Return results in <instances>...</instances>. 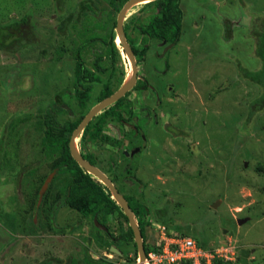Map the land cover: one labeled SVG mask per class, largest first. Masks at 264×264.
<instances>
[{"label": "rangeland", "instance_id": "374dc122", "mask_svg": "<svg viewBox=\"0 0 264 264\" xmlns=\"http://www.w3.org/2000/svg\"><path fill=\"white\" fill-rule=\"evenodd\" d=\"M80 1L63 0V13L72 12ZM92 1L105 14L113 10L111 0ZM145 5L131 8L124 20V28L129 25L128 42L138 48L149 44L135 87L144 82L147 86L134 89L128 97L135 119L105 127L119 146L100 141L88 144V150L96 166L111 179L116 176L114 185L123 195L134 194L152 209L150 236L157 239V209L167 207L173 227L181 234L214 247L230 242L238 259L248 250L247 264H264V108L256 100L262 87L239 72L240 67L262 68L254 34L262 28L264 0H181L183 34L176 45L150 41L141 33L139 25H147L157 12ZM59 8L56 0H0V25L28 18L40 27L36 39L42 46L33 50L34 57L23 60L0 51V264H69L81 261L86 249L103 264H137L139 253L133 243L124 245L123 252L117 249L118 253L98 242V232L110 240L107 227L118 236L120 225H129L118 214L109 217L103 230L96 218L60 207L53 222L68 232L60 235L49 230L47 216L29 211L33 181L69 163L68 152L55 145L59 141L47 127L44 112L52 111L60 121L86 116L100 103L110 74L98 72L102 82L93 84L91 100L79 107L73 62H53L44 56L38 61L36 55L45 47L49 57L56 47L62 52L69 48L68 29L59 31ZM100 19L88 18L73 35L81 42L90 38L85 35L92 36L95 25L109 20L107 15ZM99 40L81 52L86 67L95 71L98 63L109 70L114 64L117 74L131 76L130 59L117 36L119 54L114 58ZM29 115L31 119L20 122L19 128L31 134L19 142L24 150L18 154V167L13 164L9 169L1 164V149L9 144L7 136L15 121ZM34 132H41L36 141L44 145V154L33 142ZM76 146L81 154L80 143ZM13 238L17 240L7 247ZM238 259L234 264H239Z\"/></svg>", "mask_w": 264, "mask_h": 264}, {"label": "trees", "instance_id": "16d2710c", "mask_svg": "<svg viewBox=\"0 0 264 264\" xmlns=\"http://www.w3.org/2000/svg\"><path fill=\"white\" fill-rule=\"evenodd\" d=\"M59 4L60 12V26L59 31L66 32L68 29V38L70 39V45L66 52L58 51V47L54 49L52 57H49L48 49L45 47L39 56L36 55L38 61H41L44 58H51L53 62L56 61H65L70 60L73 62V83L75 89V99L79 107H85L91 100V92L93 89V84L102 82V77L98 72L107 73L110 72L107 82L104 84V87L100 93L98 100L101 102L110 96H112L124 83L126 79V74H117L114 69V64L111 69H104L99 64H96V70L92 71L86 67L85 61L81 56L83 48L88 45L96 42L101 38L103 44L109 46V50L114 58L115 55L119 54V50L116 46V25H117V16L122 7L129 0H111L110 5L112 6V11L110 14H105V11L97 8L95 1L92 0H81L78 6L73 9L69 14L63 13V0H56ZM145 7H154L157 11V14L152 15L149 23L147 25H139V29L142 34L148 36V39L152 40H163L169 43H178L181 40L183 34V20L184 12L181 8V0H157L154 2H149ZM103 13V16H102ZM101 17H98L100 16ZM108 16L109 20L101 24L98 27V24L95 25L92 29V36L86 34V40H79L74 29H77L80 25H85L88 18H102ZM101 20V19H100ZM103 20V19H102ZM29 24L31 26H29ZM26 27V29L23 28ZM129 25L126 26L125 30L127 32ZM261 29L256 32L255 38L257 40V50L256 55L262 61V68L259 71H249L243 67H240V73L245 79H249L256 85L262 87V91L259 97H257V102L262 104L264 108V20L261 22ZM39 29L37 23L29 22V19L26 18L22 22H16L14 25L2 26L0 25V51L8 55L19 56V60H23L25 56H33L35 48H42L38 45ZM94 31V33H93ZM66 33V34H67ZM65 34V33H64ZM62 34V37H66V34ZM25 35L28 36V41H25ZM77 38V41H76ZM85 38V37H84ZM76 41V43H75ZM40 43V42H39ZM79 43L78 47L75 45ZM130 44L134 50L136 56H138L139 64H143L145 53L147 51L146 47L142 49L133 45V41L130 40ZM45 45V44H44ZM46 46V45H45ZM33 53V54H32ZM140 86L135 87L134 89H139ZM141 88V87H140ZM133 89V90H134ZM132 90V91H133ZM131 92L127 93L125 97L117 101L114 105L110 106L105 111L99 113L93 118L89 125L85 128L81 135V153L83 158L90 162L93 165H96L97 162L93 158V153L88 150V144H94L95 142H106L112 146H119L120 141L111 139L105 133V127L108 124H123L130 122L134 119L133 110L131 108V102L129 101V95ZM253 114L250 113V116ZM126 116V117H125ZM31 115L25 116L23 119L20 117V120L15 121L13 127L11 128L10 134L7 136L9 143L16 142L17 146L19 145L20 140H25L26 137L31 134L25 132V129L22 127L19 128V124L29 121ZM48 121H51V124H57V132L53 128L52 136L57 137L58 143L55 142V145L60 148H63L69 154V163L57 166L56 176L53 178L52 183L45 191L43 200H41L40 206V191L44 182H46L48 175L40 176L37 182H34L33 190L34 195H31L32 202L29 208V211L33 216L38 213L47 216L49 223L47 227L54 232L55 234L66 235L68 232L66 228L56 227L52 222V217H54L60 207L67 206L78 213H80L85 218L97 219L98 227L101 225L103 230L107 226V221L111 215L118 214L125 223L129 224L128 218L123 213L120 206L113 199L111 192L106 186L100 183L97 179L93 178L89 173H87L72 157L70 149V140L74 131L81 124L85 116L75 117V119L64 120L62 123H58L57 116L50 115L47 117ZM10 125V124H9ZM35 133V132H34ZM57 135V136H54ZM2 144L5 143L3 140ZM36 143V136L33 140ZM41 142V138L39 140ZM40 145V150L44 154L45 149L44 145ZM16 146V147H17ZM2 148V145H1ZM1 155L4 154V149H1ZM3 153V154H2ZM5 156V155H4ZM6 162L7 155H6ZM2 164V163H1ZM58 182V183H57ZM113 183L116 182L115 178L112 180ZM126 200L129 203V206L133 213L136 216L138 221L143 239L146 254L151 252H157L160 250L161 246L157 241L158 239L150 236L149 229L152 226L148 218L152 217V209L148 207L145 201L139 200L135 197L134 194L124 195ZM14 212V211H13ZM15 213V212H14ZM0 213V224H3V218ZM16 216V214H15ZM157 221L159 224L166 226L167 228H172L177 230L173 226L175 225L174 218L169 214V209L167 207L162 211L156 212ZM18 221V218H17ZM15 228H19L18 224H15ZM110 231V228L107 227ZM106 228L105 233L109 236L110 240L105 239L101 232H98V242L101 246L106 247H115L123 252L122 247L127 244H134L135 250L137 252V245L134 239V233L132 228L127 225L124 227V223L120 225L119 235H113ZM175 231L176 233H178ZM180 233V232H179ZM181 234V233H180ZM183 236H189L185 233H182ZM190 237V236H189ZM17 238H13L11 242L7 244V247L15 243ZM200 246L204 249H212L213 246L207 244L204 241L195 239ZM241 258L238 259L239 264H241ZM104 260H96L90 254L89 250L86 249V254L82 260H71L69 264H103ZM222 264H233V263H222Z\"/></svg>", "mask_w": 264, "mask_h": 264}, {"label": "water", "instance_id": "95a60500", "mask_svg": "<svg viewBox=\"0 0 264 264\" xmlns=\"http://www.w3.org/2000/svg\"><path fill=\"white\" fill-rule=\"evenodd\" d=\"M144 1L147 4L149 2H154L157 0H129L125 4L123 9L120 11L117 17V25H116L115 32H116L117 38L120 40V43L123 46V49L125 50L126 54L128 55L130 59L131 73H132L131 78L128 75L123 85L112 96L101 101L98 105H96L94 108L90 110V112L85 116V118L83 119L81 124L78 126V128L74 131L72 135L71 143H70L71 154H72V157L75 159V161L93 178L97 179L100 183H102L104 186L108 188V190L111 192L113 196V199L117 202V204L120 206L125 216L128 218L129 226L133 230L135 243L137 245V250L139 253V261L137 264H146L147 254L145 251L144 239H143L138 221L136 219V216L131 210L126 198L118 191V189L116 188L114 183L110 180V178L102 170H100L99 168H97L96 166L88 162L87 160H85L83 156L77 151L76 141L95 116H97L99 113L104 111L106 108H109L110 106L114 105L117 101L125 97L126 94L131 92L136 86V83L138 80V67H137V62H136L134 52L126 37L125 28H124V20H125V16L127 12L131 8H133L134 6L138 4L143 3ZM54 176H55V172L49 175V177L47 178L42 188V191H41V198H40V203L38 206H40L42 195L48 188ZM239 223L241 224L240 221ZM112 250L119 253V251L116 248H112ZM249 254H250V251L248 250L242 251V263L243 264H247L246 258L249 256Z\"/></svg>", "mask_w": 264, "mask_h": 264}, {"label": "built area", "instance_id": "2783aa9c", "mask_svg": "<svg viewBox=\"0 0 264 264\" xmlns=\"http://www.w3.org/2000/svg\"><path fill=\"white\" fill-rule=\"evenodd\" d=\"M157 239L161 248L147 255L146 264H222L237 259V251L230 242L204 249L194 238L170 231L162 224L157 229Z\"/></svg>", "mask_w": 264, "mask_h": 264}, {"label": "flooded vegetation", "instance_id": "af4514ba", "mask_svg": "<svg viewBox=\"0 0 264 264\" xmlns=\"http://www.w3.org/2000/svg\"><path fill=\"white\" fill-rule=\"evenodd\" d=\"M125 6V5H124ZM123 6V7H124ZM123 7H122V9H123ZM121 9V10H122ZM120 10V11H121ZM120 13V12H119ZM118 13V14H119ZM156 14H157V12H156ZM118 17V16H117ZM125 33H127L126 32V30H125ZM126 37H127V34H126ZM147 38H148V36H147ZM127 40H129L128 39V37H127ZM150 41L152 40V39H149ZM157 40H159V39H157ZM161 41V40H160ZM162 42L163 43H169V42H166V41H163L162 40ZM179 43V42H178ZM178 43H169V44H172V45H176V44H178ZM129 44H130V41H129ZM131 45V44H130ZM135 46V45H134ZM132 47V46H131ZM137 47V46H136ZM143 47H146L147 48V51L149 50V44L148 43H146V44H143ZM142 47V48H143ZM142 48H140V49H142ZM132 50H133V48H132ZM147 51H146V53H145V56H143V57H146V54H147ZM133 52H134V50H133ZM134 55H135V53H134ZM135 58H136V62H137V67H138V70H139V67L141 66V65H143V64H139V62H138V60H139V58H138V56H136L135 55ZM144 63V62H143ZM139 76V75H138ZM147 86V83L146 82H144V85H140V87H141V89L142 88H145ZM140 87H139V89H140ZM130 101V100H129ZM77 102V101H76ZM131 102V101H130ZM131 108H132V106H131ZM133 110V109H132ZM37 114H39V113H37ZM45 114V115H44ZM44 121L47 123V127H50L49 128V130L51 129V131L53 132V128L54 127H58L57 126V124H51V121H48V116H50V115H55V116H57L56 114H54L52 111H50V110H47L46 112H44ZM39 115H42V113H40ZM38 115V116H39ZM134 115V114H133ZM135 116V115H134ZM57 118H58V123H62L63 121H60V118L57 116ZM134 119H135V117H134ZM127 123V122H126ZM41 135V132H35V136H36V138L38 139V137ZM71 139H72V137H71ZM117 141V140H116ZM77 142H79L80 143V148H81V137L80 138H78L77 139V141H76V145H77ZM70 143H71V140H70ZM39 144H38V142H37V146H38ZM78 147V146H77ZM39 148H40V145H39ZM70 149H71V147H70ZM136 151V149L135 150H133V152H135ZM83 152V150L81 149V153ZM82 155V154H81ZM94 158V157H93ZM95 159V158H94ZM97 165V164H96ZM96 165H94V166H96ZM38 168L40 167V166H37ZM97 168H99L98 166H96ZM57 169L58 168H56V169H53L52 171H53V173L55 172V174L57 173ZM100 169V168H99ZM101 170V169H100ZM52 174V173H51ZM50 174V175H51ZM109 177V176H108ZM110 178V177H109ZM114 178L116 179V176H114ZM110 180L112 181L113 180V178L111 179L110 178ZM44 184H45V182H44ZM44 184H43V186H44ZM43 186H42V188H43ZM42 191V190H41ZM41 191H40V193H41ZM120 193H121V190H118ZM122 194V193H121ZM123 195V194H122ZM44 196V195H43ZM124 196V195H123ZM125 197V196H124ZM40 198H41V196H40ZM164 208L165 207H163V208H158L157 209V211H162V210H164ZM53 220H54V217H52V222H53ZM53 224H54V222H53ZM50 230V229H49ZM113 248V247H112ZM236 258L238 259V252H237V256H236ZM237 259H236V262H237ZM242 262V261H241Z\"/></svg>", "mask_w": 264, "mask_h": 264}, {"label": "crops", "instance_id": "0c3cea01", "mask_svg": "<svg viewBox=\"0 0 264 264\" xmlns=\"http://www.w3.org/2000/svg\"><path fill=\"white\" fill-rule=\"evenodd\" d=\"M20 142V141H19ZM21 143V142H20ZM17 144L16 142L13 143H9L6 147V149L4 150V154H3V159H2V164L6 167H12L13 164L16 165L15 167L17 168L19 165V156L18 154L21 155V152H23L24 149H22L21 147H16ZM5 155V156H4ZM6 155H7V160L8 162L5 161L6 159ZM12 155H14V158H12Z\"/></svg>", "mask_w": 264, "mask_h": 264}, {"label": "bare ground", "instance_id": "6f19581e", "mask_svg": "<svg viewBox=\"0 0 264 264\" xmlns=\"http://www.w3.org/2000/svg\"><path fill=\"white\" fill-rule=\"evenodd\" d=\"M143 3H145V1H144ZM125 57H126V56H125ZM131 74H132V73H131ZM131 76H132V75H131ZM131 76H130V78H131ZM130 78H129V79H130ZM129 79H128V81H129Z\"/></svg>", "mask_w": 264, "mask_h": 264}, {"label": "clouds", "instance_id": "9594fccd", "mask_svg": "<svg viewBox=\"0 0 264 264\" xmlns=\"http://www.w3.org/2000/svg\"><path fill=\"white\" fill-rule=\"evenodd\" d=\"M213 247H214V246H213ZM234 263H235V262H234ZM234 263H233V264H234Z\"/></svg>", "mask_w": 264, "mask_h": 264}]
</instances>
